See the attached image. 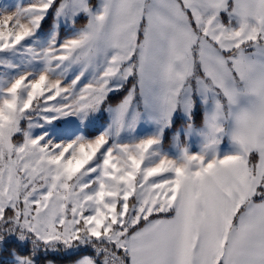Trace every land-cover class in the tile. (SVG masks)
<instances>
[{
	"label": "snow or ice",
	"instance_id": "snow-or-ice-1",
	"mask_svg": "<svg viewBox=\"0 0 264 264\" xmlns=\"http://www.w3.org/2000/svg\"><path fill=\"white\" fill-rule=\"evenodd\" d=\"M0 264H264V0H0Z\"/></svg>",
	"mask_w": 264,
	"mask_h": 264
}]
</instances>
